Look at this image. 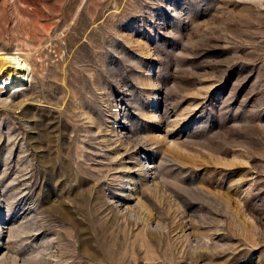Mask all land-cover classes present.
<instances>
[{
  "label": "rangeland",
  "instance_id": "374dc122",
  "mask_svg": "<svg viewBox=\"0 0 264 264\" xmlns=\"http://www.w3.org/2000/svg\"><path fill=\"white\" fill-rule=\"evenodd\" d=\"M15 49L0 264H264V0H0Z\"/></svg>",
  "mask_w": 264,
  "mask_h": 264
},
{
  "label": "bare ground",
  "instance_id": "6f19581e",
  "mask_svg": "<svg viewBox=\"0 0 264 264\" xmlns=\"http://www.w3.org/2000/svg\"><path fill=\"white\" fill-rule=\"evenodd\" d=\"M5 53L7 55H0V83L6 89L11 90L17 85H22L29 77L30 66L27 53L18 51V49Z\"/></svg>",
  "mask_w": 264,
  "mask_h": 264
}]
</instances>
